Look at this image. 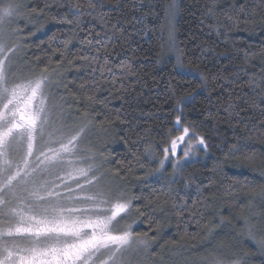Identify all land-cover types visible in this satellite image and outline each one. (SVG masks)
<instances>
[{
  "label": "trees",
  "instance_id": "trees-1",
  "mask_svg": "<svg viewBox=\"0 0 264 264\" xmlns=\"http://www.w3.org/2000/svg\"><path fill=\"white\" fill-rule=\"evenodd\" d=\"M172 2L103 0L112 25L127 18L128 40L114 43L108 57L117 74L127 69L116 62L130 61L134 71L122 78L89 66L99 31H88L90 17L71 31L78 18L60 6L63 0H20L17 28L28 76L57 74L68 106L109 136L107 167L138 206L123 223L150 243V258L197 252L212 261L264 264V252L247 238L249 229L258 236L251 216L258 209L264 216V0H176L169 17ZM68 3L77 5L73 11H95L89 0ZM241 5L229 19L231 6ZM178 114L205 139L207 152L200 150L179 176L169 166L153 175ZM178 203L197 211L181 214Z\"/></svg>",
  "mask_w": 264,
  "mask_h": 264
},
{
  "label": "snow or ice",
  "instance_id": "snow-or-ice-1",
  "mask_svg": "<svg viewBox=\"0 0 264 264\" xmlns=\"http://www.w3.org/2000/svg\"><path fill=\"white\" fill-rule=\"evenodd\" d=\"M61 7H66L71 15L78 18V23L71 31H80L84 17L88 16L94 24L88 25V31L99 27V31L94 32L96 37L95 43L89 47V52H96L98 55L93 56L89 66L99 64L101 75L103 69L112 72L113 64L109 62V50L113 48L114 43H120L122 40L127 41L128 30L124 28L123 21L127 19L121 16L112 25L105 13L103 0H89V8L95 11L87 13L73 11L77 5L68 3L63 0ZM233 10H229V19L236 12L242 10L243 5L236 7L231 6ZM22 5L20 0H0V145L5 144L6 140L15 130H20L21 135H27L29 140L28 154H31L32 137L37 121L40 120L41 113L44 110L43 99L40 100L39 107L36 112L29 113L28 107L31 105L38 95L41 94L42 87L45 83L43 77H36L28 83H17L12 78L15 69L12 67V60L8 56L9 52L15 51L12 45L3 41V27L17 20L22 14ZM109 11H121L120 8L109 9ZM177 11L175 0L166 8L169 17H174ZM61 19H66L61 16ZM20 21V25H23ZM136 23L143 25L144 18L139 17ZM103 33V35H101ZM68 37H65L67 41ZM83 41L85 37H80ZM18 47V46H17ZM102 53V54H101ZM84 59H88L86 54ZM7 61V64L5 63ZM117 66L121 69H127L118 74L112 72L113 77L116 75L130 77L134 71L132 65L124 60L117 61ZM177 64L182 65L179 57ZM96 70L94 69L93 72ZM95 79V76L93 77ZM204 78L201 77L203 83ZM137 81L129 79V84ZM123 84H121V87ZM169 87L174 85L169 82ZM255 89V85H253ZM23 92L22 97L20 93ZM23 101V106H21ZM175 111L182 112V108L178 104ZM46 121H41V126ZM186 121L181 122V115H177L173 121V130L170 131L167 140V146L161 147L160 152L163 158L157 161L158 167L162 171H166V165L171 167L173 173L179 176L185 168V164L181 163V158L187 161L190 152L193 150V141L199 145V150L207 151L208 145L205 139L198 136L195 131L191 130V126H186ZM83 132L78 129L74 133L67 135L65 141H61V147L54 150L53 159L61 156V153L75 155L76 149L73 142ZM175 133H178L175 134ZM52 151V149H50ZM153 157L156 155L153 152ZM171 157V159H170ZM66 159V157H63ZM67 163L72 164V160L68 159ZM88 170L80 167H72V175L87 177ZM90 182V181H89ZM78 188L83 185L77 183ZM187 188V185H185ZM72 195L61 197L59 192L45 189L43 192H37V200L45 201L44 204L38 206L35 215L25 217L20 215L22 225L7 231H0V264H118V255L122 257V249L129 245L133 232L131 228L118 230V225L128 218L122 213H129V209L138 207L130 201H117L111 204L108 211L102 213L97 210V205L104 203V193L97 192L95 195L81 196L75 193L72 187L69 188ZM173 195L183 199L180 193L175 189L172 190ZM184 195H187L185 192ZM67 201V202H65ZM177 211L179 213L196 212L197 209L189 206L187 203H178ZM120 220L113 224L116 217ZM26 233L29 235L27 246L20 248L15 241L4 239V237H12L14 234ZM249 236L255 239L251 231ZM258 250L264 252V238L256 240ZM214 264H224L223 260L216 259ZM232 264H246L243 258L233 260Z\"/></svg>",
  "mask_w": 264,
  "mask_h": 264
},
{
  "label": "rangeland",
  "instance_id": "rangeland-1",
  "mask_svg": "<svg viewBox=\"0 0 264 264\" xmlns=\"http://www.w3.org/2000/svg\"><path fill=\"white\" fill-rule=\"evenodd\" d=\"M18 23L17 19L10 24L6 23L3 27V41L15 48V51L8 53L10 59L15 57L12 60V67L15 69L12 78L17 83L26 84L36 77H43L45 83L41 94L29 105L28 112H36L41 99L44 102V110L33 132L30 155L28 154L29 140L27 135H21L20 130H15L7 138L6 143L0 145V231L25 226L21 224L20 215L25 217L35 215L38 206L45 203L43 200H37L36 193L43 192L45 189L59 192L62 198L72 195L69 192L70 187L81 196L103 192L105 202L97 205V210L102 213L107 212L110 205L117 201L131 202L130 197L125 195L127 194L125 184L115 180L107 167L104 150L109 136L83 120L84 118L79 117L68 106L63 96L62 82L57 74L45 72L33 77L28 76L32 70L22 57ZM5 63L7 64V61ZM20 95L23 97L24 93L21 92ZM23 103L21 101V106ZM41 121H46L43 127ZM78 129H83V132L73 142L77 153L75 155L61 153V156L53 159L54 150L61 147V141H65L68 134ZM2 130L0 126V131ZM193 145L194 148L187 161L181 158V163L185 164L200 155L199 145L195 141ZM162 158L161 155L157 161ZM68 159L72 160L71 165L67 163ZM73 166L87 169V177L72 175ZM156 166L153 175H163L164 171L158 167V164ZM78 182L83 185V188L77 187ZM118 220H120L119 216L113 224ZM248 223L258 232L259 237L249 229L255 239L249 236V231L247 238L257 244L256 240L264 238V216L260 209L251 216ZM128 228H131L133 235L129 245L122 249V257L117 254L118 264H214V261L205 255L197 257V252L173 251L152 259L150 243L135 233L134 226L123 222L118 225V230ZM29 238L26 233L4 237V239L15 241L20 248L27 246ZM224 264H232V261H224Z\"/></svg>",
  "mask_w": 264,
  "mask_h": 264
}]
</instances>
